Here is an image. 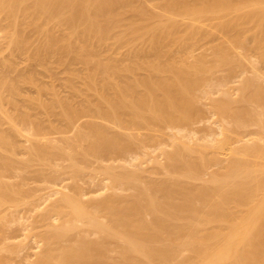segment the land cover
I'll return each mask as SVG.
<instances>
[{
    "label": "bare ground",
    "instance_id": "bare-ground-1",
    "mask_svg": "<svg viewBox=\"0 0 264 264\" xmlns=\"http://www.w3.org/2000/svg\"><path fill=\"white\" fill-rule=\"evenodd\" d=\"M236 15L242 17L238 20L234 18ZM249 22L254 23V32L249 37L251 41L253 36L251 42H255V51L252 45L244 43L248 40L244 39L245 31L241 32L243 36L238 34L241 27ZM207 23L210 24L206 27ZM81 25H86L88 30L80 31ZM65 27L69 30L66 37L78 42L72 47V53L75 54L92 49L79 45L80 41L108 42L124 38L134 41L161 38L173 43H183V48L188 50L194 47V43H198L196 41L199 37L200 40L211 37L210 42L215 41L211 36L213 33H218L217 38L221 39L223 49L217 51L215 48L213 67L202 58L197 59L195 65L182 64L179 56L183 52L176 58L172 56L161 64L154 65L153 60L158 61L161 53L168 51V46H152V58L143 55L140 57L136 50L118 61L100 58V53L94 54L95 52H88L84 57L75 55L85 64L93 61L92 72L100 79V82H95L101 83L100 87L107 91L117 85L111 82V75L122 78L123 74L135 73L141 68L153 76L148 87L149 90L153 88L155 94L153 91L151 95L146 94L144 100L139 95L136 97L121 93L115 96L108 93L95 95L93 92V98L87 96L89 99L79 104V110L74 112L73 109L71 117L68 116V120L66 118L68 122L64 123L67 122V126L63 127V132H77L75 136L78 139L75 144H70L76 149L68 152L67 157H64L65 152L63 154L67 162L70 160L69 164L60 168L58 163L52 164L54 159L63 158L58 153V156L55 154L57 158L54 157L56 150L52 152L49 163L46 161L45 149L51 143L49 138L47 140L46 133L42 135L40 132L42 128L45 129L42 127L43 121L40 126L39 118L31 119L35 113L34 117L39 116L37 112L41 106L31 101L32 97L25 94L27 92L24 93L26 97L23 94L26 99L16 95L19 91L15 90V86L21 85L20 77L24 82L26 72L22 70L23 74L17 63L21 76H16L18 72L13 70L16 69L13 59L16 55L21 56L20 59L24 58L20 63L25 64L26 71L29 65L30 68L44 67L48 55L50 57L52 54L51 57H54L60 53ZM120 27L124 28L123 31L119 30ZM7 32L11 33L7 36ZM0 33L4 34H0V185L9 189L7 194L3 193V196L6 194L4 199L0 196V264L1 261L2 264H264V118H261V115L264 117V110H257L261 106L257 107V111L251 108L254 103L264 105V94L261 93L262 90L258 91L256 85L254 91L251 89V83L256 81L254 79L249 84L245 83L252 90L248 87L250 95L247 96L242 91L241 94L246 96L243 94L241 98L233 99L236 96L232 95H237L235 91L238 85L235 84L232 94L227 86L231 77L232 82L235 81L232 83L234 85L244 72L247 74L244 69L246 65L249 71L253 70L257 74L255 72L258 67L257 64L254 65L257 59L255 57L256 60H251L250 50L258 55L260 53V57L264 55V0H0ZM55 52L56 55H53ZM143 53H147L146 50H142L141 54ZM259 56L257 57L260 58ZM177 62L182 65L176 66ZM12 70L16 72L12 77L18 80L9 78ZM219 70L226 72V75L220 72V77L217 75L214 79L211 76L204 77L205 74L210 75ZM32 71L28 70L27 74ZM162 74H166V78L159 77ZM90 78L94 81V78ZM240 80L242 79L238 80L239 83ZM126 82L120 81L121 84L117 87L126 89L132 86ZM94 84L92 90L96 87ZM199 88L205 89L204 95L208 89H213L210 95H222L224 102H211L213 106L203 102L207 107L204 109L201 106L203 110H195L196 112H192L194 116L188 117L183 108L187 109L186 106L191 107L196 102L194 94H198ZM179 89L186 92L183 98L178 96ZM164 90L176 91L178 98L173 97L174 94L168 96L162 103L167 112L152 115L147 105L154 100V95ZM12 95L22 99L21 101L19 98L18 101L15 98L23 108L20 111L17 108V114H10L15 106L10 107L11 111L3 109L9 102L12 106ZM205 98L212 101V96ZM14 103L17 105L16 101ZM235 103L238 105H234ZM34 105L38 106V111L35 109L36 111L31 110L29 113V109L36 108ZM211 106L214 110H221L219 112L223 113L226 123L213 119L215 112L212 114L207 109ZM7 107L5 108L8 109ZM235 109H238L239 117L245 118L249 123L253 122L258 129L235 131L245 127V121L234 116ZM201 111L209 117L207 121L204 118L205 126L198 127L204 117ZM176 119H183L180 120L182 125H174L180 136L167 133L166 130L161 132L160 138L157 134L154 135L156 130L163 129L168 123L177 122ZM104 123L111 124L108 131L103 130ZM206 124L209 126L206 127ZM222 125H230L227 130L236 133L224 135ZM211 126L217 128L211 129ZM214 129L220 132L214 133ZM49 130L50 128L47 135L52 137L61 133L56 129L53 136L52 130ZM121 131L128 133L122 136H130V144H122L118 138L110 136L112 133L118 135ZM66 134L60 137L65 139ZM187 134L196 139L192 146L184 140L188 137L185 136ZM220 135H224L223 138L220 139ZM155 137L159 142L170 141L173 150L169 154L165 151L167 154L164 160L151 159L155 163L154 168L162 169L165 173H170L169 169L181 171L185 182L172 183L168 180L170 176L165 177L163 182L151 176L143 179L140 164L129 162L127 163L132 168H121L123 171L119 173H115L110 165L104 166L102 171H105L106 176H97L99 179H96L90 176L95 169L86 171L93 163L87 160L85 167H78L74 162L80 154L85 160L91 157L103 163L129 158L132 161L137 158L139 150L145 148V141L153 142ZM207 149L209 154L205 153ZM5 152L10 154L6 155ZM18 154L22 157H16ZM84 159H81L82 163ZM211 166H219L220 170L207 175V179L205 172ZM97 171H101V168ZM86 172L91 177L90 183L89 180L85 181V187L89 185L87 190L78 183ZM65 175L73 182L71 187L66 182ZM202 175L204 178H201ZM8 179L18 182L8 183ZM96 182L111 190L101 200L97 196L102 194L103 186H99L102 188L101 192L97 187H90L96 185ZM194 185L197 187H193ZM116 190H120L119 194ZM177 191L182 193L181 198L177 197ZM179 199L181 202H177ZM195 201L202 204L199 208L204 217L201 219L202 213L201 216L198 215L200 212L194 206ZM40 210L42 212L37 216L36 223L31 226L37 232L18 241L20 230H15L13 224H22V220ZM184 213L187 216H182ZM165 216L170 217V220L166 221ZM27 227L24 224L21 226L23 230ZM43 228L44 231H41ZM30 240L39 244L40 250L37 253L28 244L31 243Z\"/></svg>",
    "mask_w": 264,
    "mask_h": 264
},
{
    "label": "rangeland",
    "instance_id": "rangeland-1",
    "mask_svg": "<svg viewBox=\"0 0 264 264\" xmlns=\"http://www.w3.org/2000/svg\"><path fill=\"white\" fill-rule=\"evenodd\" d=\"M138 1H140V0H138ZM142 1V0H141ZM235 2V1H234ZM240 15V14H239ZM237 16V15H236ZM242 16H237V17H234V18H237L238 20L241 18ZM228 19H231V17H229ZM237 21V20H236ZM208 24H210V23H207L205 26L207 27L208 26ZM213 25V24H212ZM70 26V25H69ZM195 27V26H194ZM66 28V27H65ZM65 28H63V34L65 35V37L63 38V42L61 43V49H60V53L58 54L57 53V55H56V52L53 54V55H56V56H54V57H51V55H50V57H49V55L46 57L48 60H46V67L44 66V67H41L40 66V68L38 67H36V66H32L31 68H30V65H29V68L27 69V71L29 70V71H32V70H35V71H32L31 73L30 72H28V74H27V71L25 70L26 68H24V66H25V64H21V63H23V62H21L20 63V61L21 60H23L24 61V58L23 59H20V57L21 56H17L16 55V57H14V59H13V66L16 64V66H14V67H16V69L15 68H13V70H16V72H18V74L16 75V72H13V70H12V72L10 73V75H9V78H11L13 75H16V76H18V77H20L21 75H20V71L22 72V70L23 71H25L26 73L24 74L23 72V74L25 75L23 78H24V82H23V80H21L22 79V77H20L21 79L19 80V81H22V82H19V83H21V88H20V86H18L19 84H16V86H15V90H17L18 89V91H19V93H21L22 91V94H19L18 92H16V93H18V94H16L17 96H20L21 98H25L27 95V97H32V99H31V101H33L35 104H37V105H40L41 107H39L38 109L40 110V111H38V109H37V105H34L36 108H33V109H29L30 111H29V113L30 112H32L31 110H35V109H37V111L39 112H37V115H39V116H35L34 117V115L36 114H34V115H32L33 117L31 118L32 120H36V119H38V121H39V123H40V126H41V123H42V121H43V125H42V127L44 126V128L46 129V128H50V130L49 131H51L52 130V135L54 136V133L53 132H57L58 130L61 132V133H63V134H59V133H57L56 134V136H57V139H58V137L60 138V139H56V136H54V137H52L51 135H47L48 134V129L47 130H43V128H42V130L40 131L41 132V134L42 133H44L45 135H46V137H47V140H48V138L50 139V143L52 144V143H54L52 146H51V144H48V143H46V149H45V158H47L46 159V161H47V163H49V159H51L52 158V152L54 153L55 152V150H56V152L53 154L54 155V157L55 158H57L56 157V155L58 156V154L59 155H61L62 154V157H63V154H64V152H65V156L64 157H67L68 155V152H71L72 150H75L76 148L75 147H73L72 145L73 144H75V140H77L78 138H77V136H75L76 135V133H74V132H69V133H67L66 134V132H63V131H65V129L63 128L64 126H67L66 124H67V120L71 117V115L70 114H73L72 113V110L74 109V112H75V110H79V109H77L78 108V106H79V104L83 101V100H88L89 98H87V96L88 97H90V98H93V97H91L93 94H95L96 95V93H97V95H100V94H106V93H108V94H110V95H115V96H117L119 93H121V94H129V95H133V96H135L136 95V97L139 95L140 96V98L142 99V100H144L145 99V97H147V95H151V94H155V91H154V89L153 88H150V90H149V87H148V83L151 81V80H153V76L151 75V74H149L148 72H145L143 69H141V68H139L138 69V71H136L135 73H129V74H123V76H122V78H120V76H114V75H111L110 76V80H111V82L114 84H119L120 83V81H127L126 83L127 84H132V86L131 87H129V88H126V89H124V88H118L117 87V85H115V87H112V89H110V90H105L102 86L100 87V84L101 83H96V82H100L99 80V77H97V76H95V74H94V72H92V69H91V66H92V62L93 61H89V62H87L86 64L85 63H83V61H82V59H79L78 57L76 58V56L75 55H77V56H80V57H84L85 55H87V54H89V53H92V52H95L94 54H97V53H100V58H105V59H113V60H121L124 56H126V55H129L130 53H131V51H134V50H136L137 51V53H139L140 55V57H141V55H143V56H147V57H149V58H152L153 56L150 54V50H151V47L152 46H156V47H165V46H168V51L167 52H165V53H161L162 54V56H160V58H159V60L158 61H155V60H153V64L155 63H159V64H161L162 62H164V61H166L168 58H170V57H172V56H175V58H176V56L178 57L179 55H181L180 53H182L183 55H181V56H179V60L181 61V63L182 64H187V65H189V64H196V62L195 61H197L198 62V60H202V59H205V61H207V63H211L210 64V67H211V65L213 64V62L215 61V59H214V57H215V55H214V50H215V48H216V50L218 51V50H220V48L221 49H223L222 48V41H221V39L220 38H217V34L218 33H213L214 35H215V37H214V35H211V36H213L212 38L213 39H216L215 41L213 40V41H211L210 42V40H212L211 39V37H208V38H204V39H202L201 38V40H200V37L198 38V41H196V42H198V43H194L193 44V46L195 47V49H194V47H191V48H188V50H185V48H183V43H173V42H171V41H169V40H164V39H161V38H153V39H150V38H145V39H143V40H132V39H130V38H124V39H122V40H120V41H114V40H109L108 42H100V41H80V43H79V45H81V46H85V47H88V48H92L91 49V51H83L82 52V54H84V55H82V54H75L74 52L72 53V49L77 45V43L78 42H74V40L72 41L71 39H68L66 36H67V33L69 32V30H68V28H66V30H65ZM242 29H240L239 31L240 32H238V34L240 35L241 34V36H243L244 34H245V38L244 39H248V40H243L244 41V43L246 42V44L247 45H249V46H251L252 45V49L255 51V49L256 48H254V47H256V45L253 43V42H251L252 41V37L253 36H251V41H250V35L251 34H253V32H254V23L253 22H249V23H247V24H245V25H243L242 27H241ZM122 29V31H123V27L121 28H119V30H121ZM10 31H12V28H10L9 29ZM79 30L80 31H87L88 30V27L86 26V25H81L80 26V28H79ZM195 30V29H194ZM245 31V33L243 34V33H241V32H244ZM7 31V30H6ZM215 32H217V31H215ZM3 33H5L6 34V32H3ZM3 33H0L1 34V36L2 35H4ZM8 33V32H7ZM11 33V32H10ZM10 33H8L7 34V36L10 34ZM249 37V38H248ZM9 38V37H8ZM67 41V42H66ZM68 41H70V42H68ZM248 41V42H247ZM249 41L251 42V43H249ZM219 42H221V43H219ZM253 43V44H252ZM41 44V43H40ZM67 45V46H66ZM254 45V46H253ZM56 46H58V45H56ZM54 47L53 46V48H55V49H57V47ZM67 47V49H66V47ZM191 46V45H190ZM248 46V47H249ZM73 47V48H72ZM218 47H219V49H218ZM69 48V49H68ZM193 48V49H192ZM213 48V49H212ZM251 48V47H250ZM252 49L250 50V56H251V60L252 61H254V60H256L255 61V66H256V64H257V66L256 67H258V71H256L255 73H257V74H254V71L253 70H250L249 71V67H248V65H246L245 67H244V69H246L245 71H246V73L247 74H245V72L243 73V76H242V78H238V80L239 79H242V81L240 80V83H239V81L238 80H236L237 78L235 77V80L237 81L236 83H234V85L232 84L233 82H235L234 80H233V82H232V77H231V75L229 76V77H231L229 80V83H228V88L230 87V90H229V93H233L234 91H235V88L233 89V87H236V85H240L239 87L237 86V88H236V93H237V95H234V93L232 94L233 96H236V97H234L233 99H236V98H238V97H240L241 98V95L242 96H244L245 94L248 96V95H250L249 93H250V90L252 89L253 91H254V89L256 88V86L259 88L258 89V91L259 92H261V90H262V94H264V87H262V85L264 86V55L263 56H259L260 55V53H259V55H258V53L257 54H255L256 52H253L252 51ZM64 50V51H63ZM66 50V51H65ZM69 50V52H67ZM94 50V51H93ZM142 50H146V52L147 53H143V54H141V52H142ZM180 50H182V51H180ZM192 50V51H191ZM53 51H55L54 49H53ZM188 53H186V52ZM221 51V50H220ZM66 52V53H65ZM71 52V53H70ZM89 52V53H88ZM216 52V51H215ZM6 53V55L5 56H7L8 54H7V52H5ZM53 53V52H52ZM62 53V54H61ZM252 54H253V56H252ZM255 54V55H254ZM65 55V56H64ZM262 55V54H261ZM60 56H61V58H60ZM249 56V57H250ZM257 56H259L260 58H258ZM249 57H248V59H249ZM255 57H256V59H255ZM202 58V59H201ZM20 59V60H19ZM61 59V60H60ZM69 59H71V60H69ZM198 59V60H197ZM261 59V60H260ZM263 59V60H262ZM15 60H17V61H15ZM55 60V61H54ZM92 60V59H91ZM94 60V59H93ZM133 60H135L134 58H133ZM183 60V61H182ZM31 61V60H30ZM57 61V62H56ZM62 61V62H61ZM68 61V62H67ZM180 61H179V63H180ZM204 61V62H205ZM263 62V64H262V62ZM16 62V63H15ZM59 62H61V63H59ZM75 62H76V64H75ZM17 63H19V66H20V71H18L17 70V68H19V66H18V64ZM31 63V62H30ZM53 65H52V64ZM48 64V65H47ZM57 64V65H56ZM154 64V65H155ZM181 64V65H182ZM215 64V63H214ZM178 65V67H180L181 65L180 64H178V62H177V64H176V66ZM49 66V67H48ZM209 66V65H208ZM36 67V68H35ZM52 67V68H51ZM212 67H213V65H212ZM51 68V69H50ZM86 68H87V70H86ZM89 68V69H88ZM215 68V67H214ZM38 69V70H37ZM44 69V70H43ZM54 69V70H53ZM56 69V70H55ZM71 69V70H70ZM260 69V70H259ZM68 70V71H67ZM72 71V72H70V71ZM253 71V72H252ZM35 72V73H34ZM65 72V73H64ZM69 74H68V73ZM220 72L222 73V71L221 70H219V71H216V72H214V73H212V74H205L204 75V77H207V76H211V78L212 79H214V78H216V76L217 75H219V76H217V77H220ZM12 73H15V74H12ZM42 73V74H41ZM225 73V75H226V72H224ZM224 73H222V75L224 74ZM236 73H238L239 74V72L238 71H236ZM259 73V74H258ZM231 74H233L234 75V73H231ZM238 74H235V75H238ZM70 75H72V76H70ZM87 75V76H86ZM215 77H214V76ZM94 76V77H93ZM165 76H167L166 74H162V75H160L159 77H161V78H164ZM260 76V77H259ZM263 76V77H262ZM59 77V78H58ZM90 77H92V78H94V81H93V79L91 80V78ZM96 77V78H95ZM14 78H16V77H12V79L13 80H15ZM27 78V79H26ZM67 78V79H66ZM87 78V79H86ZM97 78H98V81H97ZM120 78V79H119ZM166 78V77H165ZM209 78V77H208ZM12 79H10V80H12ZM38 79V80H37ZM80 79V80H79ZM96 79V80H95ZM256 80V81H254V80ZM257 79L259 80V81H257ZM16 80H18L17 78H16ZM76 80V81H75ZM90 80V81H89ZM155 80V79H154ZM252 80L254 81V82H257V84L255 83L254 84V82H253V84L251 83V89H250V87H249V85H247L248 87H249V91H247L248 90V87H246L245 86V83L246 84H249L250 82H252ZM31 81V82H30ZM35 81V82H34ZM44 81V82H43ZM96 81V82H95ZM156 81V80H155ZM15 82V81H14ZM34 82V83H33ZM67 82V83H66ZM136 82V83H135ZM248 82V83H247ZM25 85H24V84ZM28 83V84H27ZM95 83V84H94ZM38 86H37V85ZM93 84H94V86H96L95 88H97V89H93L92 90V87H93ZM121 84V83H120ZM236 84V85H235ZM259 84H261V85H259ZM97 85H99V86H97ZM102 85V84H101ZM146 85V86H145ZM233 85V86H232ZM245 86V88H244V86ZM254 85V86H253ZM256 85V86H255ZM145 86V87H144ZM18 87V88H17ZM41 87V88H40ZM117 87V88H116ZM121 87V86H120ZM147 87V88H146ZM232 87V88H231ZM255 87V88H254ZM262 87V88H261ZM103 88V89H102ZM206 88H208V87H206ZM239 88V90H237ZM243 88V89H242ZM20 89H22V91H20ZM45 89V90H44ZM83 89V90H82ZM99 89V90H98ZM122 89H124V90H122ZM200 89V90H199ZM199 89H197L199 92H198V94L197 93H195V92H197L196 90H195V94H194V97H196V102H194V104H196L195 106H194V104H191L190 106L191 107H187L186 106V108L187 109H185V108H183V110H184V114L185 115H187L188 117H193L194 115V113H192L193 111H200V110H203V108L205 109L207 106H204L203 104L205 103V104H210L211 102L212 103H220V104H222L223 102H224V100H223V98H222V95H218V94H213V95H210V92L213 90H211V88L210 89H208V90H210V91H208L207 89V93L204 95V91H205V89L204 88H199ZM26 90V91H25ZM39 90V91H38ZM88 90V91H87ZM90 90V91H89ZM95 90H97V91H95ZM121 90V91H120ZM234 90V91H233ZM247 92H246V91ZM251 90V91H252ZM36 91H38V92H36ZM42 91V92H41ZM73 91V92H72ZM86 91V92H85ZM152 91H153V93H152ZM182 91H183V94H181L182 93ZM214 91V90H213ZM238 91V92H237ZM242 91L245 93H243V94H241L242 93ZM256 91H257V89H256ZM25 92H27V93H25ZM44 92V93H43ZM94 92V93H93ZM150 92V93H149ZM178 96H180L181 98H183L184 96H185V94H186V92L184 91V89H179L178 91ZM27 94L26 96H25V94ZM30 93V94H29ZM38 93V94H37ZM42 93V94H41ZM85 93H86V95H85ZM93 93V94H92ZM180 93V94H179ZM209 93V94H208ZM235 93V94H236ZM15 94H13V95H15ZM23 94H24V96H23ZM147 94V95H146ZM174 94V95H173ZM176 91H173V90H164L163 92H158V94H156V96L154 95L153 97H154V100L153 101H149V103H148V108L150 109L149 110V113H151L152 115L153 114H157V113H159V112H167L166 110H165V108L163 107V105H162V103L165 101V99L168 97V96H172L173 95V97H175L176 95ZM12 95V96H13ZM90 95V96H89ZM182 95V96H181ZM212 96V101L210 100V99H206L205 98V96ZM245 95V96H246ZM10 97V98H14V101H16V103H17V105L14 103V101L12 100V99H10L11 101H12V106H11V102H9V104L7 103V104H5L6 103V101H5V99H4V104L6 105V106H8L7 108L8 109H6L5 107V105L3 106L4 108L3 109H5V110H10L11 111V109H10V107L12 108V107H14V108H12V112L13 113H11L10 112V114H17V108H20L19 109V111L21 110V109H23V108H21L20 107V103L18 102V101H20L19 100V98L20 97ZM34 96V97H33ZM85 96V97H84ZM178 96H176V98H178ZM38 97V99H36ZM18 100H16V99ZM20 98V99H21ZM29 98V99H30ZM35 98V99H34ZM211 98V97H210ZM26 99V98H25ZM195 99V98H194ZM232 99V100H233ZM9 99L7 100V101H10ZM39 100V101H38ZM21 101H22V99H21ZM30 101V102H31ZM197 101H198V104H197ZM204 102V103H203ZM207 102V103H206ZM32 103V102H31ZM33 103V104H34ZM211 103V105L213 106V104ZM202 104V105H201ZM10 105V106H9ZM234 105H238L237 103H235ZM255 105V106H254ZM254 105H252L251 106V108H252V110L254 111V110H256L257 109V107L258 106H261V107H258V111H261L262 110V108H263V110H264V105L262 106V104H260V105H258V104H255L254 103ZM18 106V107H17ZM77 106V107H76ZM201 106H204L203 108L201 107ZM209 106V105H208ZM212 106H211V108L210 107H208L207 109H210L211 110V113L213 114L214 112H215V114L213 115V119H218L219 121H222V123L224 124V123H226L225 121H227V120H225V117L223 116V113H220L219 111H221L220 109H216V110H214L213 108H212ZM254 106V107H253ZM75 107V108H74ZM196 107V108H195ZM199 107V108H198ZM15 108H16V110H15ZM32 108V107H31ZM200 108H202V109H200ZM215 108V107H214ZM14 109V110H13ZM189 109H191V110H189ZM182 110V111H183ZM256 110V111H257ZM14 111H16V112H14ZM36 111V110H35ZM34 111V112H35ZM41 111H42V113H41ZM188 111V112H187ZM195 111V112H196ZM255 111V112H256ZM0 112H1V109H0ZM2 112H4L3 110H2ZM202 112V111H201ZM206 112H208L209 113V111L208 110H206ZM233 112H234V116L235 117H237V118H240V119H243L244 121H245V127L244 128H242V129H235V131H242L243 129H245V130H253V129H256L258 126L257 125H255V124H253V122L252 123H249V121H246V119L245 118H243V117H239L238 115H237V112H238V109L236 110H233ZM7 113H9V111H7ZM146 113H147V111H146ZM188 113L189 114H191L190 116L188 115ZM45 114V115H44ZM183 114V113H182ZM181 114V115H182ZM193 115V116H192ZM204 117H203V116ZM202 117H203V119H201L202 121H201V123H203V125L200 123V125H198V127H202V126H205L204 125V123H205V120L207 121V118L210 116H212L210 113H209V116H208V114H206V113H204V111L202 112ZM69 116V118H67ZM155 116V115H154ZM168 116V115H167ZM33 118H35V119H33ZM66 118H67V120H66ZM204 118H206L205 120H204ZM261 118H264V117H262V115H261ZM43 119V120H42ZM235 119V118H234ZM41 120V121H40ZM153 120V119H152ZM176 120H178L177 122L176 121H174L173 123H175L176 122V124H173V123H168L166 126H164L163 127V129H160L159 131L158 130H156V132H154V135L156 136V134L159 136V138H160V136H161V132L164 130H166V132L167 133H172V134H175V135H177V136H180L179 134H177L178 133V131H176V129H177V127H178V125L180 126V125H182L183 124V122L181 123V121L183 120V119H176ZM65 121H67L66 122V124H64L65 123ZM98 122H99V120H98ZM180 124H179V123ZM207 123V122H206ZM45 124V125H44ZM99 124H102L101 123V121L99 122ZM105 125L103 126L102 125V127L104 128L103 130H109L110 128H111V124L110 123H104ZM253 124V125H252ZM7 125V124H6ZM52 125H54V127L55 126H57V128L55 127H53ZM174 125H176V126H174ZM196 125V126H197ZM207 125V124H206ZM49 126V127H48ZM62 126V127H61ZM209 125H207L206 127H208ZM4 127H6L5 125H4ZM52 127H53V129L55 130H53L52 129ZM59 127V128H58ZM62 128V131H61V128ZM110 127V128H109ZM175 129H174V128ZM216 126H211L210 128L211 129H213V128H215ZM224 127L226 128V130H224ZM227 127H230V125L229 126H224V125H222V131L224 132V135L226 134L227 136L228 135H233V133H236V132H234V131H228L227 130ZM109 128V129H108ZM217 128V127H216ZM56 129H57V131H56ZM64 129V130H63ZM156 129H159L158 127L156 128ZM258 129V128H257ZM256 129V130H257ZM215 130V129H214ZM43 131V132H42ZM47 131V132H46ZM226 131V132H225ZM129 132V131H128ZM214 133L215 132H220V131H217V129L215 130V131H213ZM243 132V131H242ZM145 133H147V132H145ZM51 134V133H50ZM64 134H66V136H64V138L65 139H62L63 138V136H62V138L60 137L61 135H64ZM118 134V133H117ZM126 134H128L127 132H126ZM125 134V131H121L118 135H116V134H111L110 135V133H109V135L110 136H112V137H114V138H118L117 140L120 142V143H122V144H130V141L132 140L131 138H130V136L128 137V135L125 137V136H122V135H126ZM131 135L133 134V133H130ZM192 134V133H191ZM191 134H187V135H185V136H188V137H185L184 138V140L190 145V146H192L194 143H195V141H196V139H195V137L193 136V135H191ZM43 135V134H42ZM45 135H44V137H45ZM224 135H220V139H221V137L222 136H224ZM45 137V138H46ZM51 137V138H50ZM194 137V138H193ZM68 138V139H67ZM113 138V139H114ZM223 138V137H222ZM51 139H52V141H51ZM61 139L63 140V141H61ZM49 141V140H48ZM146 142V144H145V148H141L140 150H139V153L137 154V158L135 159V160H132V161H129V160H131L130 158L129 159H127V160H120V159H118V161H117V159L116 160H113V161H111V160H109V161H104V163L103 162H101V161H99V160H96L95 158H91V157H88L86 160L84 159V157L80 154V155H77V159H75L74 160V162H75V164H78V167L79 166H83V167H85V164L87 163V160H88V162H90L91 164H92V166H90L87 170L86 169H84V170H86V171H90V168L92 169H95V171H94V173H91V177L92 178H96V179H99V177L100 176H102L103 175V177H105L106 176V174H105V171H102V169H103V167L104 166H108V165H110V167H111V169L115 172V173H119V172H121V171H123V169L124 168H132V165L130 166L127 162H129V163H131V164H136V163H138V164H140V166H141V169H139L140 170V174H141V178H143V179H146V178H148V176H151V177H153L154 179H156L157 181H161V182H163V181H165L166 180V178L165 177H168V176H170L169 178H168V180L170 181V182H172V183H175V182H177V181H180L181 183H183L182 181H184L183 180V177H182V172L181 171H177V170H175V169H169V171H170V173H165L162 169H155L154 168V166H155V163H153L152 161H151V159L152 160H156L157 158H158V160H164V158H165V156H166V152H168V154L173 150L172 148V146H171V142L170 141H164V140H162L161 142H159L157 139H156V137H155V141H153V142H147V141H145ZM157 142H159V144L160 145H158L157 144ZM72 143V145H70ZM77 144V143H76ZM54 146H59V147H63V149H64V151H63V149L62 150H60L58 147H57V149H56V147H54ZM31 147H33V145H31ZM161 148V149H160ZM59 149V151H57ZM172 149V150H171ZM154 152H153V151ZM163 150V151H162ZM24 151V150H23ZM144 151V152H143ZM166 151V152H165ZM18 152V151H17ZM60 152V153H59ZM209 152V149H207V151L205 150V153L206 154H209L208 153ZM6 153V155H8V154H10V152H5ZM8 153V154H7ZM58 153V154H57ZM226 153H228V152H226ZM56 154V155H55ZM47 155V156H46ZM49 156V157H48ZM153 156V157H152ZM154 156H156V157H154ZM230 156V155H229ZM16 157H22V155L21 154H18V155H16ZM51 157V158H50ZM53 157V158H54ZM58 158V159H54L53 161H52V164L53 163H58L57 165L60 167V168H62L63 166H66V165H68L69 164V161L67 162L66 161V158ZM156 158V159H155ZM160 158V159H159ZM81 159H84V163H82V160ZM91 159V160H90ZM105 159V158H104ZM250 159H252V158H250ZM86 161V162H85ZM162 162H164V161H162ZM73 163V162H72ZM123 165V166H122ZM77 166V165H76ZM96 168H95V167ZM122 166V167H121ZM99 167V168H98ZM109 167V168H110ZM100 168H101V171H97V170H100ZM121 168H123V169H121ZM219 166H211L208 170H207V172H205V175H206V178L208 179V176L207 175H211V174H214V173H218L219 172ZM104 172V173H103ZM176 172H177V175H176ZM88 172H86L83 176H82V181L81 180H78V183H80V185L82 186H87L86 185V183H85V181L87 182L88 180H89V183H90V181H91V177L89 178V176H87L88 174H87ZM164 173L166 174V175H164ZM173 173H175V174H173ZM208 173V174H207ZM90 174V173H89ZM178 174H180V175H178ZM86 175V176H85ZM67 175H65V177H66ZM94 176V177H93ZM97 176H99L98 178H97ZM85 177V178H84ZM87 177H88V179H87ZM103 177H100V178H103ZM203 177V175L201 176V178ZM181 178V179H180ZM204 178V177H203ZM205 178V179H206ZM67 180H66V182L69 184V186L71 187V185H72V181L70 180V177L69 176H67V178H66ZM86 179V180H85ZM165 179V180H164ZM168 180H167V182H168ZM13 181V180H12ZM11 180H9L8 179V183H10V182H12ZM17 180H15L14 182H12V183H17L16 182ZM71 182V183H70ZM185 182V181H184ZM98 183V184H97ZM199 183V182H198ZM85 184V185H84ZM43 185V184H42ZM98 185V186H97ZM94 187V189H96L95 187H97L100 191L99 192H101V190H102V188L106 191H104V190H102V194H100V195H98L97 197L101 200L104 196H106V194H109L110 192H111V190L110 189H108L106 186H104L103 184H100L99 182H96V185H90V187ZM99 186L100 187H102V188H99ZM3 187V189H1ZM2 187H1V185H0V190L1 191H3V192H1L0 191V196H3V193H6L7 194V192L9 191V189H7V187H4V185H2ZM187 187H189V185H187ZM193 187H197V186H193ZM89 188V185H88V187H85V189L87 190ZM105 188H107V189H105ZM183 190H185V189H183ZM180 191V190H179ZM179 191H177V197L178 198H181V192H179ZM118 192V193H117ZM119 192H120V190L118 191V190H116V193L117 194H119ZM40 193H43L42 191L40 192ZM125 192H122V194H124ZM181 193V194H180ZM6 194L2 197V199H4V197L6 196ZM121 195V194H120ZM103 196V197H102ZM2 199H0V202L2 201ZM158 199H159V196H158ZM180 201H177V202H181V199H179ZM196 203V204H195ZM194 206H196L195 208L197 209V212H200V214H198V215H200L201 216V211H200V208L202 207V204L200 205V203L199 202H194ZM197 204H199V206L197 205ZM51 206H50V204H49V208H50ZM200 207V208H199ZM199 208V209H198ZM18 210H19V207L17 208ZM42 211L40 210L39 211V213H33L31 216H28V218H26L24 221L22 220L21 221V223L22 224H24V226L25 227H27V226H29V227H27V229L26 230H23L22 228H21V226H22V224H20L19 225V223L18 222H15V225L13 224V227L15 228V230L17 229V230H20V235H19V237H18V241H20V240H23L24 238H25V236H29V235H31V234H34L35 232H37V230H35L34 228H32L31 226H33V224L34 223H36V220H37V216H39V214L41 213ZM187 216V213H184L182 216ZM184 216V217H185ZM199 216V217H200ZM204 217V214L202 213V216L200 217V219L201 218H203ZM36 218V219H35ZM165 218V220L167 221V220H170V217H164ZM33 223V224H32ZM32 224V225H31ZM44 229L45 228H43V230L41 229V231H44ZM23 233V234H22ZM23 236V237H22ZM30 242L31 243H28L30 246H32L33 247V249H35V251H36V253H37V251H39L40 249H39V244L38 243H36V242H34L33 241V243H32V240H30ZM37 245V246H36ZM36 247H37V249H36ZM2 254V256L1 257H3V253H1ZM1 264H2V261H1Z\"/></svg>",
    "mask_w": 264,
    "mask_h": 264
}]
</instances>
